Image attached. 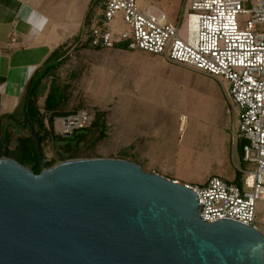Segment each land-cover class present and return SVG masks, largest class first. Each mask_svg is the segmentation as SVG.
Returning <instances> with one entry per match:
<instances>
[{
  "label": "water",
  "instance_id": "obj_1",
  "mask_svg": "<svg viewBox=\"0 0 264 264\" xmlns=\"http://www.w3.org/2000/svg\"><path fill=\"white\" fill-rule=\"evenodd\" d=\"M28 126L37 174L0 134V264H264V234L202 221L185 184L113 157L46 167Z\"/></svg>",
  "mask_w": 264,
  "mask_h": 264
},
{
  "label": "built area",
  "instance_id": "obj_2",
  "mask_svg": "<svg viewBox=\"0 0 264 264\" xmlns=\"http://www.w3.org/2000/svg\"><path fill=\"white\" fill-rule=\"evenodd\" d=\"M100 1L84 33L91 48L122 44L207 75L222 86L234 122L232 143L243 140L242 158L252 168L241 171L240 185L217 176L204 185H185L197 195L202 221L229 219L258 229L255 208L264 201V0H183L175 23L153 3ZM183 18L185 39L178 34ZM93 118L88 110L63 116L60 132L69 135ZM260 231L264 234V228Z\"/></svg>",
  "mask_w": 264,
  "mask_h": 264
},
{
  "label": "crops",
  "instance_id": "obj_3",
  "mask_svg": "<svg viewBox=\"0 0 264 264\" xmlns=\"http://www.w3.org/2000/svg\"><path fill=\"white\" fill-rule=\"evenodd\" d=\"M138 2L143 6L153 3L165 13L167 20L173 23L177 21V13L182 4V0H138ZM89 3L90 0H0V118L15 111L23 97L26 83L48 55L61 44L70 43L81 33ZM98 51H108L113 54L116 68H112L110 76H115L119 85L126 83V86L123 84L124 89H121V86L118 88L119 94L113 99L117 108L110 107L107 113L105 110L96 109V111L103 112L105 124L103 144L115 140L117 148L116 150L111 148L113 149L111 153L115 151L113 152L114 156L119 154V158L138 164L143 162L142 164L145 163L144 170L177 180L176 176L168 174L153 164L151 161L153 151L159 148L158 145L162 141V139L159 141L158 138L163 135L162 138L167 139L165 137L168 131L167 117L176 122L180 128L184 120L190 116L197 118L200 113L190 114L184 109L185 104L179 103L184 99L182 100V96L179 97L175 91L172 75L176 71H184L188 74L208 77L217 85V90L220 93H223L222 86L207 75L170 63L158 55L116 46ZM134 58L150 60L147 66L145 65V68L149 69L142 71L144 66L135 64ZM140 84H145L143 90L139 89ZM185 84L189 85V83ZM132 90L134 92L142 91L141 101L148 110V112L144 111V116L147 119L143 122L146 123V126L141 130L136 125L137 115L140 114H129L125 109H121L125 98L132 101L136 98L130 94L133 93ZM176 96V100L179 102H174ZM217 103L218 110L212 117L213 119L209 118V115L205 117L207 127L204 126V130L201 132L202 137L205 135L209 140L213 139L212 150L204 148L200 156L201 163L213 166V173L203 174L201 183H197L198 185H204L210 176H217L231 183L235 172L238 171L242 175L241 171L244 170L241 166L231 164L234 152L239 161L235 148L236 140L232 143L230 154L222 127L223 107H221L220 100ZM175 108H181V110L174 111ZM155 122L159 125L153 129L150 125ZM199 133L196 134L199 136ZM245 163L243 158L241 163L239 161L240 165ZM255 225L258 230L264 228V201H259L256 204Z\"/></svg>",
  "mask_w": 264,
  "mask_h": 264
},
{
  "label": "rangeland",
  "instance_id": "obj_4",
  "mask_svg": "<svg viewBox=\"0 0 264 264\" xmlns=\"http://www.w3.org/2000/svg\"><path fill=\"white\" fill-rule=\"evenodd\" d=\"M178 34L181 38L185 39L184 18L182 19ZM114 59L113 54L108 51H98L89 47L71 50L67 61L55 70L53 78L48 77L44 81L46 87L51 80L55 81L60 87L64 86L62 90L65 93V97L59 110L65 111L66 113L88 110L94 114L96 109L105 110L107 113L109 112L110 107L117 108V104L113 101V99L119 94L117 91L118 88L121 86V89H124V85L126 86V83L119 85L117 83V78L115 76H110L112 68H116ZM149 61L150 60H142L138 58L133 59L135 64L142 67L144 66L142 71H147L146 69H149L145 68V65L147 66ZM172 79L175 82V91L179 97L182 96V100L184 99L183 102H179V100H176L177 95L174 102L178 101L180 104H185L184 109L190 114H198L199 112L200 115L198 114L199 117L197 118L190 116V118L183 121L180 128L176 122H173L170 117H167L166 125L168 131L165 135L167 139H163V135L158 138L159 141L161 139L162 141H160V145H158L159 148L153 151V158L151 161L156 167L172 176H176L175 179H177L179 183L194 185L199 182L201 183L203 174L213 173V166L200 162V156L203 153L202 150H204V148L212 150L211 147H213V139L209 140L205 137V135L202 137L201 132L204 130L203 127L206 126L205 117L207 115H209V118L214 117L216 111L218 110V100H220L221 107H223L222 127L223 133L227 139L226 143L230 149V154L233 146L232 140L234 122L231 114L227 112L228 105L224 92L220 93L217 90V85H215V83L208 77L188 74L184 71H176L172 75ZM176 83L179 84L177 85ZM185 83H189V85H186ZM129 86L132 87L133 85ZM139 87V89L143 90L145 88V84H140ZM141 90L139 92H134L132 90L133 93L130 94H133V97L136 98L133 99V101L129 98H125L126 100L121 106V109H125L129 114H140L137 115L138 121L136 124L140 130L144 129L146 126V123L143 122L147 119V117L144 116V111L148 112L147 107L145 104L143 105L141 101L143 97ZM46 91L47 90H45V93ZM43 99L44 97L40 94L37 97L36 103L39 108V112L46 118L48 115L43 110ZM179 109L181 110V108ZM179 109L175 108L174 111H179ZM61 117L63 116H56L54 118V134H61V126L59 122ZM158 125L159 123L155 122V124L152 123L150 127L156 129ZM21 132L26 134L24 128H21ZM196 133H199V136ZM15 134L16 132H13V136L10 138L9 145L11 151L16 144ZM195 137L197 138L195 139ZM163 142L164 144H162ZM116 144L117 142L115 140L110 143L103 144L102 139L97 137V130H92L88 134L85 141H83L78 147H73L71 149L73 153H76V157L68 159L87 157L119 158V154H116V156L113 155V152L115 151L111 153V150H116ZM43 149L47 160H55L53 164L62 161L60 160V155H65L64 147L51 137H48L47 140L44 141ZM142 163L139 165L144 169L145 163ZM231 164L233 166L234 164L241 166L244 170L252 168V165L248 163L240 165L235 152L232 155ZM231 172L233 171L231 170Z\"/></svg>",
  "mask_w": 264,
  "mask_h": 264
},
{
  "label": "trees",
  "instance_id": "obj_5",
  "mask_svg": "<svg viewBox=\"0 0 264 264\" xmlns=\"http://www.w3.org/2000/svg\"><path fill=\"white\" fill-rule=\"evenodd\" d=\"M100 2V0H90L83 21L81 33L74 38L73 41L61 44L48 55L43 64L34 72L26 83L23 97L15 111L0 118L1 137L8 146L10 144V138L13 136V132H16V144L12 151L10 149L8 150V156L14 158L19 163L28 166V168L35 174L39 173L41 168L39 158L34 150V145L29 135L28 122L32 123L35 128V134L43 153V143L48 137H51L64 147L65 155H60V160H67L68 158L76 157V153H73L71 149L73 147H78L83 141H85L88 134L92 130H97V137H99V139H102L103 137V131L105 130L103 112L98 110L94 112L93 121L89 126L74 130L68 136L54 134V118L56 116H67L75 113L76 111L66 113L65 111L59 110L65 97V93L62 90L64 86L60 87L55 81L51 80L46 87L44 82L48 77L53 78L55 70L67 61L71 50L87 47L91 48L87 40L84 39V33L90 24L91 17L95 12V9L100 5ZM116 47L126 48V46L122 44L116 45ZM92 49L99 50L100 48ZM45 90H47L46 93ZM40 94L44 97L43 110L48 115L46 118L39 112V108L36 103L37 97ZM21 128L25 129L26 134L21 132ZM242 144L243 140L236 139L235 148L238 153L240 163L242 162L243 157ZM54 162V159H46L45 165L48 167L53 165ZM241 182L242 175L240 172L236 171L234 179L231 183L240 185Z\"/></svg>",
  "mask_w": 264,
  "mask_h": 264
}]
</instances>
